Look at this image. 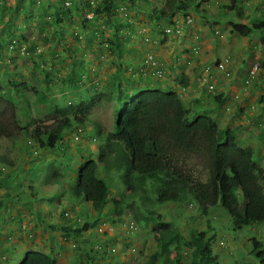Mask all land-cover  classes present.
I'll return each mask as SVG.
<instances>
[{"label":"rangeland","instance_id":"obj_1","mask_svg":"<svg viewBox=\"0 0 264 264\" xmlns=\"http://www.w3.org/2000/svg\"><path fill=\"white\" fill-rule=\"evenodd\" d=\"M6 1L7 6H13L16 3L15 10L21 9L18 8L17 0H3L0 11V72L5 68L3 64L6 63V65L10 64L7 66L10 70L21 68L25 74L32 76L34 73L35 75L37 72L29 62L35 49L38 48L40 52L43 49L46 50L47 47H52L49 42L50 38L60 37L63 34L67 38L70 32L54 33V27L50 26L51 19H48V13L44 9H32L31 17L29 14L19 16L9 14L7 10H4ZM94 2L95 0H91V3ZM157 2L158 0H151L149 7H155ZM191 2L196 3L198 8L191 9L187 17L180 13L176 14L172 18L174 24L168 20H160L165 28L173 29V33H170L162 43L158 41V38H161L159 30L153 27V22L145 17L143 11L139 12L135 6L128 11L119 10V16L115 19L116 24H113L114 27L117 28V25L125 19L131 21L133 25L120 29L118 41L121 45L127 46L126 52H130L129 46L131 45V48L138 51L142 49L140 56H145L148 51L147 47H150L149 49L153 50L155 55H159L156 58L164 63L165 78L167 79L169 74L168 82L176 84L172 89H161L172 90L183 97L185 107L189 111V118L198 114H207L215 118L221 127L234 128L238 135V142L241 143L240 139L243 138L242 143L256 151L257 165L264 171V137L259 135L262 130L264 132V45L259 43L258 36L240 37L230 31L227 24L230 16L222 11L228 0H191ZM66 5L71 11L68 15L70 22L65 25H71L73 30L79 29L83 24L82 14L79 11L80 2L72 4L69 1ZM240 5L244 7L245 14L249 18L258 15L259 12L264 14V0H241ZM25 6L26 3H24ZM133 10L139 12L137 14L139 18L132 17L135 15ZM61 20L65 21L64 18ZM243 20L247 21L248 18H243ZM95 24L100 30H105L102 39L112 37L113 28L111 26L103 27L99 21H95ZM5 29L11 30L2 36L1 33ZM152 29H154L153 33ZM89 36L83 31L81 39L77 36L78 40L74 45L78 53L93 49L88 41ZM193 43L195 44L194 50L191 48ZM174 55H177L173 61L176 69H170L171 65L166 62ZM216 61L222 63V67L217 65L214 69ZM64 70L61 68V72ZM185 71L191 81V91L187 95L182 94V90L183 93L185 92L184 89L179 87L175 80L170 79L173 72L176 73V78H179L181 72ZM41 77V75L34 76L35 82L39 85H41ZM209 81L216 88L213 93L207 94L206 82ZM16 82L20 81L16 80ZM152 87L159 88L158 86ZM200 90L202 93L199 94L200 98H197L196 94ZM215 95H222L224 99L227 95L228 101L218 103ZM108 104H104L107 108L100 106L92 112L102 110L96 113L95 117L106 131H111L112 116L107 113L110 112L112 102ZM19 122L21 123V120ZM15 148L13 149L16 150ZM23 152L16 156L17 164L18 162H20L19 166L33 164L27 151ZM14 154L17 153L14 152ZM111 159L113 161V157ZM18 165L16 166L19 167ZM110 165L111 163L107 166ZM109 170V172L112 171V169ZM102 176L109 182L110 193L98 215L94 210L100 208L77 202L76 196L70 199L66 193L65 196H59L58 203L42 202V211L38 208L36 210L38 214L35 213L41 220L28 218L29 223L24 222L20 230L11 228L8 238L5 239L4 236L1 241H6L4 245L11 246L16 252L24 248L55 252L59 264H146L149 256L159 250L153 229L161 222L164 225L163 229H166L163 231L176 232L180 237L179 241L175 240L176 242L170 245L171 251L166 264H188L190 262L191 250L186 248L184 243L198 231H203L208 237H213L211 253L218 256V264H261L252 252L251 239L256 238L260 241L259 248L264 251V223L250 224L236 230L231 224L230 217L219 206L211 207L205 216L196 203L188 200V196H183L174 203L167 202L159 186L149 182H145L141 189L146 200L144 204L134 197L137 193L135 190L125 192V200L121 202V205L116 204L113 199L123 194L120 176L111 175L105 171ZM21 183L18 189L24 187L26 190L28 184L34 187L38 185L37 189H46L47 193L51 194L61 188L60 186L47 188L45 182L33 183L23 177ZM64 189L67 191L65 185ZM15 195L19 196V194ZM8 199L6 197L5 201L7 202ZM15 200L19 199L15 198ZM18 207L19 211L24 209L22 216L31 211L21 205ZM117 210H122L123 214L116 216ZM10 212L11 210L9 214ZM40 212L42 216L39 215ZM60 213H67V215L61 220ZM147 217H152L154 220H149ZM138 220L140 223L137 225L135 221ZM85 222H89V229L82 225ZM128 222L131 226L134 223L136 225L135 234L132 235L129 243L127 242ZM10 225L7 224L6 229ZM65 225L78 229V232L59 230L60 226ZM126 243L130 245L124 248ZM99 246L100 249L96 250ZM111 249L115 252L111 253ZM18 257L21 258L22 254ZM19 261H16V264Z\"/></svg>","mask_w":264,"mask_h":264},{"label":"trees","instance_id":"obj_2","mask_svg":"<svg viewBox=\"0 0 264 264\" xmlns=\"http://www.w3.org/2000/svg\"><path fill=\"white\" fill-rule=\"evenodd\" d=\"M17 1L18 8H21L19 11L15 10L16 3L7 6V1L4 10L14 16L29 14L31 17L32 9H44L48 13V19H51L50 26L54 27V33L70 32L69 38H66L65 34L50 38V46L54 48L51 50L57 49L67 39L75 38L74 36L79 33L73 30L71 25H65L70 22L68 15L71 9L66 5L69 1L72 4L80 2L79 11L82 14L83 24L79 30L86 35H92L97 29L98 32L101 31L95 21H99L102 26L113 28L112 38L107 40L110 46L114 45L113 50L119 46L120 29L133 25L131 21L122 18L124 21L119 23L117 28L114 27L119 10L128 11L135 6L139 12L143 11L145 17L153 22V27L159 30L163 28V22L160 20H168L172 24V18L176 14L188 16L191 9L198 8L191 0H158L155 7H149L151 0H95L94 3H91V0ZM240 2L241 0H228L222 9L224 14L230 16L227 20L230 31L240 37L258 36L259 43L264 45V14L259 12L258 15L249 18ZM24 3H26L25 7ZM138 11L134 12L133 18H139ZM84 12L91 13L92 18L88 19ZM62 18L65 21H62ZM243 18L248 20L244 21ZM151 32L153 33L154 29ZM90 40L91 37L88 41ZM76 68L77 66L74 67ZM43 73L46 76H43L42 81L48 86L50 79L54 77H51L46 70ZM74 75L78 79L77 74ZM67 80L69 83L73 82L72 77ZM179 83L183 88L187 87L188 77L182 74ZM206 84L213 86L210 81ZM221 96H215L216 102L225 101ZM85 99L86 97L78 107L82 113L86 108ZM42 104L49 105L45 91L42 89L39 93L36 87H32V92L21 93L19 85H11L6 78L0 79V169L7 168V172L0 170V206H9L4 199L10 197L11 192L20 194L25 191L24 187L22 190L18 189L22 184V177L34 183L39 173L45 174L48 171L49 178L45 176L44 179L47 185L57 182L65 184L71 194L76 193L94 208H101L108 199L110 187L107 180L100 176L99 165L106 164V152L113 148L110 146L105 150V146H99L95 159H84L76 169H68L70 174L53 171L52 166L49 165L52 162L51 158L45 155L62 150L57 126L52 128L49 124L45 126L39 124L33 127L29 123L36 118L47 117V109ZM188 116V109L179 95L172 90L146 88L133 100L128 99L120 104V108L115 113L113 130L105 133L102 138L106 145L115 143L116 151L112 153L114 170L121 172L119 176L123 184V194L113 201L121 205L125 200V192L135 190L137 193L134 197L144 204L146 200L141 189L145 182H149L159 186L167 202H176L183 196H188V200L196 203L205 216L211 207L219 206L228 213L231 224L236 230L242 226L264 223V171L257 165L255 150L252 147L239 145L234 130L229 127H219L211 116L207 114H198L193 118ZM259 135L264 137L263 130ZM14 147L16 150L13 149ZM21 148L22 150L19 151ZM23 151H27L31 156L33 164L22 166L18 165L20 162L17 164L16 156L23 154ZM14 152L17 154L15 155ZM13 167H15L14 171L11 170ZM119 168H127L130 171L124 169L119 171ZM29 186L31 185H26V188ZM61 217L63 218V215ZM147 218L154 220L152 217ZM139 220L135 221L137 225L140 223ZM82 225L88 227L87 222ZM163 228L161 222L154 228L159 250L149 256L146 264H166L171 251L170 244L179 241L180 237L176 232L164 233ZM60 230L78 232V229L69 225L61 226ZM127 238L131 241L130 235ZM212 238V236L207 238L205 232L201 231L185 241V246L191 248L188 264H218V256L210 254ZM260 244L256 238L251 239L252 252L260 263L264 264V251L259 248ZM17 259L9 257L8 262L16 264ZM17 264H59V262L55 252L32 250L24 252Z\"/></svg>","mask_w":264,"mask_h":264},{"label":"clouds","instance_id":"obj_3","mask_svg":"<svg viewBox=\"0 0 264 264\" xmlns=\"http://www.w3.org/2000/svg\"><path fill=\"white\" fill-rule=\"evenodd\" d=\"M2 3L3 0H0V9H2ZM86 17L88 19H91L92 15L90 13H86ZM189 20L191 19L189 18ZM75 31H79V33L74 36L75 38L67 39L63 45L59 46L55 50H51L54 49L53 46L49 48L47 47L48 49H43L41 52L38 48L35 49L34 54L32 55L33 57L29 62L31 63V67L34 66V70L37 72L35 75L42 76L40 78L41 85H39L38 82H35L34 73H32V76H29L28 74H25L24 70H22L21 68V71L19 69L10 70L7 67L10 66V64L6 65V63L3 64L5 68L0 72V79L6 78L11 82V85H19L21 93L32 92V87H36L39 93H41V89L45 91V95L47 97L49 105H42H44L47 109V117L42 116L40 119L36 118L33 122L31 121L29 123L33 127H36L39 124H43V126L49 124L52 128L57 126L56 130H58L59 138L62 141V150H59L57 153H46V155L51 158L50 161L52 162H50L49 165L52 166L53 171L70 174V172H68L69 168H72L73 170L76 169V166L86 158L95 159L99 152V146L105 145V150L110 146L113 148L108 149L106 152V164L99 167L100 176L103 179L107 180V178H104L102 176V173L106 168L107 171L105 172H108L111 175H121V172L114 170L115 166L113 165L114 155L112 153L116 151V146L115 143H109L106 145V143H104L102 140L103 135L109 132L105 130V127L98 121V118L95 117L96 113L102 110L98 112L92 111L96 110L100 106H103L105 109L107 107L104 104L109 105L108 103L112 102L111 109H109L110 112L107 113V115L111 114L112 116L113 130L115 113L120 108L121 103L127 101L128 99L130 101L133 100L140 91L146 88H153L152 86H158L159 88L157 89L159 90H162L161 88L172 89V87L176 86V84L168 82L169 74L167 75V79L165 78L166 68L164 67V63L156 58V56L159 55H155L153 53V50L149 49L150 47H147L148 51H146L145 56H140L142 49L138 51L137 49L131 48V45L129 46L130 52H126V50H128L126 49L127 46L125 47V45H121L120 42L118 46L119 49L115 47V50H113L114 45L110 46L107 43V40L111 39L112 37L102 39L105 30H101L100 32H98L97 29L95 30L97 32L94 31L93 34L88 37V39L91 37L89 43L93 46V49H91L90 51H84V53H78L74 43L78 40L77 36L79 37V39L82 38V31H80L79 29H76ZM172 31L173 29H171L170 27L165 28L164 25L162 29H159L161 38H158V41L160 43L164 42L165 39H167V36H169L170 33H173ZM6 33L8 32L5 29L1 33V35L4 36V34ZM194 47L195 44L191 47L192 50H194ZM87 54H89V56L86 57ZM175 58H177V55H174L172 59L166 62V64L171 65L170 69H176V65L173 64ZM215 65L219 66L222 65V63H215ZM75 66H77L76 69H74ZM216 66L214 67V69L216 68ZM61 68L65 70L61 72ZM44 70L48 71L51 77H54L50 79V83L48 84V86L45 85V83H43L42 81L43 76H46L43 73ZM74 73L77 74L78 79L76 78ZM210 73L211 72H209V74ZM175 74L176 73L173 72L170 79L175 80L177 82V85L184 89L185 92L183 93L182 90V94L187 95L189 91H191V81L189 79V76L187 75L186 71L181 72V75L185 74L189 79V85L183 88L179 83L180 77L176 78ZM69 77H72V83L68 82L67 79ZM16 80H19L20 82H16ZM203 83H205V81H203ZM117 87H119L118 90ZM215 88V86L207 85V94L213 93ZM201 93V90L198 91L196 97L200 98L199 94ZM84 97H86V99L84 100V105L86 108L82 113L81 109H79L78 107L79 103L84 99ZM179 97L183 101V97ZM224 102H226V97ZM219 127L221 126L219 125ZM229 128L234 130V128L232 127ZM234 132L236 135L237 133L235 130ZM238 144L241 145V143L239 142ZM95 145L96 148H94ZM110 150H112V152H110ZM111 157H113V161ZM68 163L71 164L68 165ZM110 163L111 165L107 166ZM14 169L15 167H13L11 170L14 171ZM109 169H112V171L109 172ZM119 169V171H123V169L125 171H130L127 168ZM0 170H3V172H7V168H5L6 171L2 168ZM48 174V171L45 172V174L39 173L36 181L45 182V176L49 178ZM64 185L65 184H61L60 182L47 185V188H49L50 186L61 187L57 190V192H54L53 194L49 192L47 193L46 189H37L38 185H35V187L33 185L34 189H30L32 187L31 185L26 188L24 192H21L19 196H16L15 192H11V196L8 197V201L6 202L4 199L6 203H9V206H0V263L3 262L4 264H9V257H12L14 259L18 258V261L20 260V257L18 256L21 254L23 255V253L26 251L36 250L46 252L43 249L37 250L32 248H24L16 252L11 246L4 245L6 241H1L4 236L5 239L8 238L7 236H9L11 228L20 230L21 228H23L24 222L29 223L28 218L41 220V218L36 216L35 213L38 214L36 211L38 208L41 210L43 205L42 202L49 201L51 203H58L59 196H65V194L68 193L66 194V196H68L70 199L76 196L77 202L84 203L85 205H91V203L87 202L84 198L78 197L76 193L71 194L68 190L67 185H65L67 187L66 191L64 189ZM15 198H18L19 200L16 201ZM20 205L24 206L25 209H29V211H31L22 216V212L24 211V209L19 211L18 206ZM102 209L103 206L100 209L94 210V212L96 213V215H98V213L101 212ZM9 210H11L10 214ZM122 214V210L121 212L120 210L116 211V216H121ZM226 214L228 215L227 212ZM39 215L42 216L41 212L39 213ZM61 215H63L64 218L67 213H60V219L62 220ZM131 220L134 221L133 219ZM7 224H11L8 229H6ZM87 224V229H89V222H87ZM127 226L129 228L128 233L132 238V235L135 234L134 229L136 225L134 223L133 226H131L130 222H128ZM98 230L102 231V229ZM163 232L166 233L165 231ZM206 237L209 238L207 235ZM127 242L129 243L130 240H128ZM128 243H126L124 248H127L130 245ZM211 243L212 240L210 241V254L215 255L211 253ZM98 248L100 249V246L96 247V250H98ZM188 249L191 250V248ZM114 252L115 251L111 249V253Z\"/></svg>","mask_w":264,"mask_h":264},{"label":"crops","instance_id":"obj_4","mask_svg":"<svg viewBox=\"0 0 264 264\" xmlns=\"http://www.w3.org/2000/svg\"><path fill=\"white\" fill-rule=\"evenodd\" d=\"M225 97H226V102L228 101V96L227 95H225ZM238 135L236 134V137H237ZM240 138V137H239ZM243 139V138H242ZM242 139H240V142H241V146H249V145H247V144H244V143H242ZM237 141H238V139H237Z\"/></svg>","mask_w":264,"mask_h":264},{"label":"built area","instance_id":"obj_5","mask_svg":"<svg viewBox=\"0 0 264 264\" xmlns=\"http://www.w3.org/2000/svg\"><path fill=\"white\" fill-rule=\"evenodd\" d=\"M219 67H222V65H219Z\"/></svg>","mask_w":264,"mask_h":264}]
</instances>
